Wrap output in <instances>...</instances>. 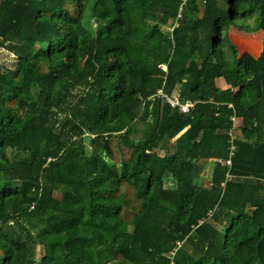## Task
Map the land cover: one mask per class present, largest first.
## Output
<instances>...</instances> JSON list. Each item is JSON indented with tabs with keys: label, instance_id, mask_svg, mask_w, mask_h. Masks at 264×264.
I'll return each mask as SVG.
<instances>
[{
	"label": "trees",
	"instance_id": "16d2710c",
	"mask_svg": "<svg viewBox=\"0 0 264 264\" xmlns=\"http://www.w3.org/2000/svg\"><path fill=\"white\" fill-rule=\"evenodd\" d=\"M2 52L0 264H264V0H0Z\"/></svg>",
	"mask_w": 264,
	"mask_h": 264
},
{
	"label": "rangeland",
	"instance_id": "374dc122",
	"mask_svg": "<svg viewBox=\"0 0 264 264\" xmlns=\"http://www.w3.org/2000/svg\"><path fill=\"white\" fill-rule=\"evenodd\" d=\"M261 35L262 33L256 32L252 34H246L244 32L236 31L230 29L228 31L229 41L236 47V49L242 53L247 52L253 57H257L261 51ZM14 61L11 56L6 52L0 53V66L11 68ZM236 124H239V121L236 120ZM85 142L87 140L85 139ZM212 173V164H205L201 176L205 179H208ZM170 185V183L168 184Z\"/></svg>",
	"mask_w": 264,
	"mask_h": 264
},
{
	"label": "built area",
	"instance_id": "2783aa9c",
	"mask_svg": "<svg viewBox=\"0 0 264 264\" xmlns=\"http://www.w3.org/2000/svg\"><path fill=\"white\" fill-rule=\"evenodd\" d=\"M180 17H181V15L179 13L178 16H177V19H179ZM158 95H160L162 98H164L169 103L170 106H172V107H178V109L181 112H183V113L187 112L189 110V108L192 106V104L191 103H188V102H186L185 104H179L176 99H173V98H170L168 96H165L161 91H158ZM232 121L235 122L236 119L233 117L232 118ZM230 143H231L230 151H229V155L230 156L226 160L216 159L214 161V162L219 163L222 166L227 167V168H230V166H231V156L233 155V150H234V147L232 145V143H233L232 142V139H231ZM227 177H228V174H227ZM228 178H230V177H228Z\"/></svg>",
	"mask_w": 264,
	"mask_h": 264
},
{
	"label": "crops",
	"instance_id": "0c3cea01",
	"mask_svg": "<svg viewBox=\"0 0 264 264\" xmlns=\"http://www.w3.org/2000/svg\"><path fill=\"white\" fill-rule=\"evenodd\" d=\"M230 30V29H229ZM228 30V31H229ZM260 33H261V31H259ZM227 35H228V32H227ZM228 37V36H227ZM261 49H262V46H261ZM239 52V51H238ZM243 53V52H242ZM260 53V52H259ZM239 54H241L240 52H239ZM259 55V54H258ZM252 56V55H251ZM253 57V56H252ZM254 58H256V57H254ZM216 85L220 88V89H226V88H228V86L224 83V81H223V79L222 78H219V79H217L216 80ZM173 98V97H172ZM173 99H175V98H173ZM177 100V99H176ZM236 125V124H235ZM215 161V160H214ZM213 163V160H210L209 161V164H212Z\"/></svg>",
	"mask_w": 264,
	"mask_h": 264
}]
</instances>
